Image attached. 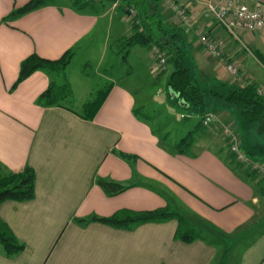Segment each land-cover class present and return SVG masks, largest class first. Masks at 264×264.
Segmentation results:
<instances>
[{
  "label": "crops",
  "instance_id": "0c3cea01",
  "mask_svg": "<svg viewBox=\"0 0 264 264\" xmlns=\"http://www.w3.org/2000/svg\"><path fill=\"white\" fill-rule=\"evenodd\" d=\"M29 1L0 0V176L26 167L36 175L33 199L0 204V216L25 244L10 257L0 245V264H264V188L237 173L225 137L215 139L209 135L215 129L205 128L204 135L196 133L190 153H181L174 145L195 129L201 116L181 113L196 122L174 136L162 135L138 112L142 105L164 121L171 100L167 95L168 105L162 108L156 97L169 92L171 69L159 74L151 50L143 46H133L125 61L112 50L134 33L121 2L95 0L80 12L70 0H50L4 20ZM178 1L223 41L226 58L239 64L246 82L264 90V62L257 56L264 58V29L245 33L243 43L230 35L223 38L225 29L205 14L206 0ZM162 10L168 23L184 29L204 79L243 84L199 42L193 28L179 24L171 9L162 5ZM69 49L74 57L86 50L90 60L98 52L97 69L105 68L108 51L114 55L118 76L111 78L113 86L93 120L77 114L100 87L93 88L85 77L77 80L83 91L74 93L71 107L37 102L61 73L37 70L14 87L28 56L55 60ZM223 113L224 119L234 115L231 109ZM98 177L127 188L108 194ZM161 208L185 216L203 236L180 239L175 217L130 227L77 221L109 217L122 209Z\"/></svg>",
  "mask_w": 264,
  "mask_h": 264
},
{
  "label": "trees",
  "instance_id": "16d2710c",
  "mask_svg": "<svg viewBox=\"0 0 264 264\" xmlns=\"http://www.w3.org/2000/svg\"><path fill=\"white\" fill-rule=\"evenodd\" d=\"M50 0H30L24 6L15 8L4 20L18 18L28 12L36 10ZM95 0H70L72 6L80 12H84ZM120 1L126 14L130 8L136 9V15L130 21L133 34L118 40L114 47L117 56L125 61L131 48L135 45L143 46L151 50L153 45L159 46L167 55V61L171 68L168 75L167 87L169 98L175 101L182 110L189 114L201 116L212 108L222 107L231 109L237 115L241 126L244 128L243 149L249 157L264 163V97L259 94L256 83L250 81L243 84L229 83L223 80H206L202 77L190 51L189 42L184 29L166 21L161 0H112ZM123 4V5H122ZM114 51V49L112 48ZM75 51L67 50L60 58L51 60L33 53L22 61L19 77L14 87L28 78L37 70H45L51 73H64L71 63ZM257 56L264 62L260 53ZM129 68H131L128 65ZM168 68V67H167ZM164 69L160 73L167 72ZM159 73V74H160ZM113 83L105 84L94 91L92 96L81 105L77 114L84 119L93 120L107 96ZM38 104L43 106H67L74 102V94L69 82L58 84L55 79L38 98ZM205 127L201 119L190 131L181 138L173 147V150L181 153H190L195 142L196 133ZM231 152V151H230ZM124 158L129 155L121 153ZM234 157L235 170L246 181L260 186L262 179L251 170L244 169L242 164ZM97 182L108 194H116L127 188V185L98 177ZM36 195V175L32 167H26L22 171L9 172L0 176V204L8 199L29 200ZM175 217L179 221L176 235L185 241H193L203 234L185 216L174 213L168 208L150 211L119 210L109 217L93 215L88 218H78L80 223L92 220L109 223L115 227H130L148 221H161ZM0 245L7 256H14L25 248V244L18 239L14 231L0 216Z\"/></svg>",
  "mask_w": 264,
  "mask_h": 264
},
{
  "label": "built area",
  "instance_id": "2783aa9c",
  "mask_svg": "<svg viewBox=\"0 0 264 264\" xmlns=\"http://www.w3.org/2000/svg\"><path fill=\"white\" fill-rule=\"evenodd\" d=\"M165 8L171 9L176 21L187 28H193L199 42L226 68L227 72L238 81L246 83L241 74L240 66L229 61L224 53L223 41L206 30L200 20L193 16L188 7L178 0H161ZM205 14L216 18L219 25L234 39L243 43V35L248 32H258L264 29V4L250 5L243 0H206ZM136 9L130 8V21L136 15ZM152 59L157 66L158 73L168 66L167 55L159 46L151 48ZM264 97V90L258 89ZM202 125L207 129H215L227 140L229 150L235 155L244 169L254 171L260 178H264V163L249 157L243 149V139L237 131L234 121L223 118L214 110H209L200 117Z\"/></svg>",
  "mask_w": 264,
  "mask_h": 264
},
{
  "label": "rangeland",
  "instance_id": "374dc122",
  "mask_svg": "<svg viewBox=\"0 0 264 264\" xmlns=\"http://www.w3.org/2000/svg\"><path fill=\"white\" fill-rule=\"evenodd\" d=\"M109 1H110L109 5H112L113 1L112 0H109ZM200 1H205V0H200ZM248 2L249 3H255V4L261 3L260 0H255V1L248 0ZM127 18L130 19L129 16ZM228 35H229V33H227L225 30L222 31L223 38H224V36H228ZM115 42L116 41H114V43ZM112 45H113V42H112ZM114 50H116L115 47H114ZM86 54H87L86 50L79 51V53L74 57L72 62L67 66L65 72L61 73L62 76L57 75V77L55 79L58 84H63V83L69 82L71 89L73 91V94L76 93L78 96H79V93L82 94V91H83V89L81 88L79 83H77V80L79 77L87 78V80L90 83H92V87L96 88L98 86L101 87V86H104L105 84L112 83L111 78H116V76H118V72H119V70L116 71V67H115L116 62L114 60V55H111V53L109 51L106 55V60H105L106 64L104 65L105 66L104 69H103V66L101 69L100 68L97 69V65L95 64V57H96V55L99 54L98 52H97V54L92 55L93 60L88 59ZM167 67H169V64ZM169 69H171V68L169 67ZM169 69L167 68L166 71L168 72ZM98 72H100V73H98ZM202 77L204 78L203 75H202ZM69 78H71L75 82V83L73 82L74 86H72V83H70ZM96 89H98V88H96ZM168 93L169 92H167V90H166L165 93H162V95L159 98L156 97L157 98L156 101L161 104L160 107H162V108L165 107L164 105H168L166 103V98H165L167 95L169 97ZM162 103H164V104H162ZM169 104H170L172 109L170 108L169 109L170 111H167L166 109H164V112H163V113H166L165 119H163L164 121H166V123H165L167 125L165 127L166 129L163 128L165 125L164 121H161V119L158 120L156 118V116L158 114L152 112V110L147 109V108L143 107L142 105H138V112L140 114L148 117L149 120L152 122V124L157 128V130H159L161 132L162 135H167L168 133H170V134L176 136V135H178L179 131H181L180 129H184V127H186L187 125L190 127L194 126V123L196 122V118L188 117L186 119H183L181 117V113H183V112L187 113V112L182 110V108L173 100L169 101ZM212 109L216 113H219V114H224L223 111H227V109H223L222 107L212 108ZM233 113H237V112L235 111ZM230 119H231V121H234V125L236 126L237 131L240 133V135L242 136V139L244 140V135H245L244 128H243V126H241V123H240L237 115L235 116V114H234L232 116V118H230ZM210 132H209V135L211 134L212 136H214L215 139H222L223 138V135L220 133V131L211 130ZM198 133H199V135L200 134L204 135V129ZM205 135H207V134H205ZM167 142H168V144L170 143L169 141H167ZM260 179H262L260 186L262 188H264V178H260Z\"/></svg>",
  "mask_w": 264,
  "mask_h": 264
}]
</instances>
